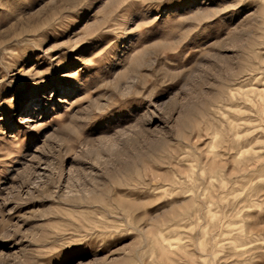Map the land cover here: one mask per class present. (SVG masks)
I'll return each mask as SVG.
<instances>
[{
  "label": "rangeland",
  "instance_id": "1",
  "mask_svg": "<svg viewBox=\"0 0 264 264\" xmlns=\"http://www.w3.org/2000/svg\"><path fill=\"white\" fill-rule=\"evenodd\" d=\"M0 264H264V0H0Z\"/></svg>",
  "mask_w": 264,
  "mask_h": 264
},
{
  "label": "bare ground",
  "instance_id": "2",
  "mask_svg": "<svg viewBox=\"0 0 264 264\" xmlns=\"http://www.w3.org/2000/svg\"><path fill=\"white\" fill-rule=\"evenodd\" d=\"M187 253V252H186ZM164 256V255H163ZM171 263V262H170Z\"/></svg>",
  "mask_w": 264,
  "mask_h": 264
}]
</instances>
